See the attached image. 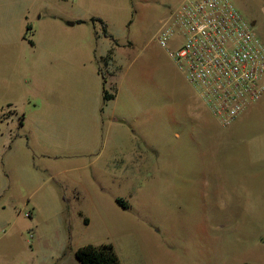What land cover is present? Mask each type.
<instances>
[{
	"label": "rangeland",
	"instance_id": "1",
	"mask_svg": "<svg viewBox=\"0 0 264 264\" xmlns=\"http://www.w3.org/2000/svg\"><path fill=\"white\" fill-rule=\"evenodd\" d=\"M107 1L93 14L115 43L99 22L74 26L73 56L37 65L32 52L52 49L48 24L70 2L10 0L0 30V264H80L79 246L102 243L122 264H264V92L222 125L167 51L182 36L167 48L157 40L180 0ZM231 1L264 44V0ZM25 10L30 30L19 27ZM43 99L97 101L98 132L67 116L72 129L38 138L52 153L35 156L31 111ZM68 150L78 153L53 156ZM70 163L42 183L43 166Z\"/></svg>",
	"mask_w": 264,
	"mask_h": 264
},
{
	"label": "built area",
	"instance_id": "2",
	"mask_svg": "<svg viewBox=\"0 0 264 264\" xmlns=\"http://www.w3.org/2000/svg\"><path fill=\"white\" fill-rule=\"evenodd\" d=\"M156 37L222 125L264 92V44L231 0H181Z\"/></svg>",
	"mask_w": 264,
	"mask_h": 264
},
{
	"label": "crops",
	"instance_id": "3",
	"mask_svg": "<svg viewBox=\"0 0 264 264\" xmlns=\"http://www.w3.org/2000/svg\"><path fill=\"white\" fill-rule=\"evenodd\" d=\"M66 1L68 2V0ZM69 2H70V6L68 7L67 5L69 9L68 8H66V10L62 9L61 13H64V15L63 16H59V14L53 15L51 17L50 23L48 24L49 26H52L51 32H48L51 42L50 47L52 49H47L40 52L39 51L32 52V54H34V56H32L33 62L36 63L37 65L44 62L43 59H46L48 57L50 58L72 57L74 54V50L71 49L70 46L68 47L67 43L72 42V38H73L72 30H74L73 27L77 26V30L79 32H83V33L84 31L87 32L88 31L87 26H89L90 23L93 24L97 22V21L94 22L90 21L91 17L96 16V14H93L94 13L93 9L104 5L112 6L113 4L107 0H77L78 9L76 11V15H74L73 5L75 3V0H69ZM10 3H11L10 0H0V30H2L3 27L7 28L10 24V20H11ZM19 18L21 19L19 22L20 29L26 28L27 30H30L31 25L28 22L29 21L28 10L22 12ZM70 22L73 23L70 24ZM20 29L18 31L19 36L23 35L21 34L22 32L20 31ZM21 38L22 39L26 38L25 34L21 36ZM9 39L10 37L7 36L6 40L8 41ZM31 45L34 46L35 43H31ZM33 106L34 108L31 111L33 122L32 124H30V130H29L31 134V143L29 149L35 156L38 155L43 157L49 155V153H52L49 150H47L46 147L44 146L42 147V144L40 142L38 143L37 140L38 138L41 139L43 137L52 136V137H57V139H64V137L60 138V136L64 135V132L62 131L60 134L59 129L62 130L72 129L71 123H67V122H73V121L72 120L64 121V119L67 116H70L71 118L84 119L85 121H91L92 122L91 126L77 124L74 128L79 129L81 127H84L86 129L95 131L94 133H97L99 130V120L100 122H102L104 118V113L99 109V104L97 103V101H91L88 99H79V100L43 99L40 101V103L33 104ZM196 118L199 119V117L197 116ZM20 124L23 125V123ZM0 134H2V137L4 138V133L1 132ZM5 138H7L6 141L8 142H14L16 139L21 138V135L20 134L13 135L12 133H8ZM61 149H66V148H61ZM93 149H95V147ZM75 153L78 152H74L73 150H68V152H54L53 156L55 158L71 157ZM74 168L75 165L72 166V163L58 170H54L49 166H43L42 167L43 176H40V179L42 180V183L43 182L45 183L48 179H52L60 173L63 172L67 173L68 171H73ZM117 198L120 197L115 198L116 202H117L116 200ZM122 200L126 204L124 208H127L128 207L127 202L124 199Z\"/></svg>",
	"mask_w": 264,
	"mask_h": 264
},
{
	"label": "trees",
	"instance_id": "4",
	"mask_svg": "<svg viewBox=\"0 0 264 264\" xmlns=\"http://www.w3.org/2000/svg\"><path fill=\"white\" fill-rule=\"evenodd\" d=\"M90 21L99 22L102 28L103 35L112 39L114 43L116 42L113 36L108 32L107 25L102 18L98 16H93L90 18ZM30 43H32L31 40ZM98 71L102 74L103 78V98L108 99L111 95L107 92L104 87L105 75L100 67L98 68ZM116 200L121 206H126V204L121 198H117ZM75 257L80 264H122L111 243H102L99 246H94L91 244L79 246L75 250Z\"/></svg>",
	"mask_w": 264,
	"mask_h": 264
},
{
	"label": "water",
	"instance_id": "5",
	"mask_svg": "<svg viewBox=\"0 0 264 264\" xmlns=\"http://www.w3.org/2000/svg\"><path fill=\"white\" fill-rule=\"evenodd\" d=\"M73 22H70V24H72Z\"/></svg>",
	"mask_w": 264,
	"mask_h": 264
}]
</instances>
